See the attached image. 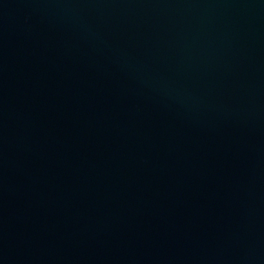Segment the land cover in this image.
<instances>
[{
    "label": "water",
    "instance_id": "water-1",
    "mask_svg": "<svg viewBox=\"0 0 264 264\" xmlns=\"http://www.w3.org/2000/svg\"><path fill=\"white\" fill-rule=\"evenodd\" d=\"M0 264H264V0H0Z\"/></svg>",
    "mask_w": 264,
    "mask_h": 264
}]
</instances>
